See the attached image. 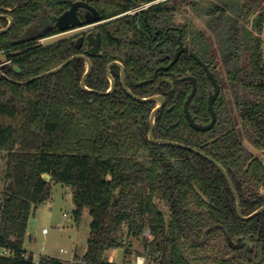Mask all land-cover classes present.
Wrapping results in <instances>:
<instances>
[{"label":"trees","instance_id":"trees-1","mask_svg":"<svg viewBox=\"0 0 264 264\" xmlns=\"http://www.w3.org/2000/svg\"><path fill=\"white\" fill-rule=\"evenodd\" d=\"M73 1L0 0V14L12 18L0 33V52L8 61L0 66L7 77L0 75V153L5 157L0 250L9 252L0 254V264H65L46 254L34 261L22 245L28 219L57 183L70 188L75 222L84 209L90 217L80 264H115L106 253L130 252L124 234L142 236L156 264H264V211L239 218L235 196L214 163L187 148L149 141V117L157 103L129 96L119 66L110 68L115 88L105 95L82 88V59L33 79L85 53L86 41L76 45L78 35L40 43L61 33L55 17ZM86 1L102 23L94 29L101 45L85 85L107 91L106 67L121 63L134 95L165 97L154 119V138L192 147L221 164L244 216L264 206V0ZM186 8L205 18L204 30L176 22ZM7 24L0 17V29ZM180 40L209 65L221 87L214 102L216 122L207 131L191 127L184 112L192 89L185 77L192 76L197 90L190 114L198 124L211 121L213 84L202 66L182 53L172 67L159 69L170 63ZM224 231L232 240L250 237L251 259L245 246H226Z\"/></svg>","mask_w":264,"mask_h":264},{"label":"water","instance_id":"water-1","mask_svg":"<svg viewBox=\"0 0 264 264\" xmlns=\"http://www.w3.org/2000/svg\"><path fill=\"white\" fill-rule=\"evenodd\" d=\"M79 8L86 10V13L83 15V17H81L77 12V10ZM0 17H6L8 19L7 26L5 28L0 29V33H1V32H4L10 28V26L12 25V18L9 15H4V14H0ZM55 23H56L57 28L61 31V33H63V32H67V31L74 30V29H80L83 27L91 26V25H97V24L101 23V19H100V15H99L98 11L96 10V8H94L92 5H90L87 1L76 0V1L71 2L70 7L67 10H65L59 16L55 17ZM84 40H86V42H87V49L85 51V54L72 55V56L68 57L67 59H65L58 66L40 74V75H37L33 79H38V78H41L44 76L55 74V73L61 71L65 66H67L73 60L82 59L86 63V70H85V72L81 78L82 88L88 92H92V93L100 94V95H102V94L105 95V94L111 93L113 91V89L115 88V80L110 73V68L113 65L119 66L121 69V73H120L121 85H122V88L124 89V91L129 96H131L132 98H134L135 100L140 101V102H156L157 103L156 106L152 109V111L150 113V117H149V123H150V130L148 133L149 141L152 143H155V144H168V145L177 146V147H181V148H187V149H189L195 153H198V154L206 157L208 160H210L212 163H214L218 167V169L221 171V173L223 174L225 179L227 180V183H228L231 191L233 192V194L235 196L236 212H237V215L239 216V218H241L243 220H249V219L253 218L254 216H256L257 214H259L260 212L264 211V206H261L249 215L244 216L242 214L241 205H240V198H239L238 194L236 193V190L234 189L233 184H232L231 180L229 179L225 168L221 164L216 162L214 159H212L211 157L205 156L203 153H201L197 149H194L192 147H187V146H185L181 143H178L176 141H171L168 139H155L154 138V135H153L154 119H155L156 114L165 107V104H166L165 97L161 94H155V95H151L149 97H140V96L134 95L125 83V69L121 63H119L118 61H113L107 65L106 74H107V77L110 81V86H109V89L107 91L101 92L98 90L89 89L85 85V81H86L88 74L91 71V68H92L91 58L95 57L99 54V49H100V45H101V35L98 31H96L95 33L90 31L87 33L86 36L80 35L77 38V47L78 48L81 47ZM182 53H188L191 57H193L202 66V68L206 72V75L208 76V78L210 79V81L213 84V91L210 93V95L208 97V108H209V111L211 113V121L205 125L198 124L194 121V119L192 118L190 111H189V104L192 101L193 97L195 96V93L197 90V81L192 76L185 77V79H190L192 81L191 92L189 93V95L187 96V98L184 102V112H185L186 118H187L189 124L191 125V127H193L194 129L199 130V131L210 130L216 122V112L214 110V102L220 93L221 87H220V84L218 83L215 75L210 70L209 65L206 64L193 50H191L187 45H185L183 43V41L180 40L178 48H177L172 60L170 61V63L167 66L160 67L159 69L167 70L170 67H172L178 61V59ZM0 75L4 78H7L6 75L1 71V69H0ZM33 79L27 80L25 82H20V83H27ZM43 177L46 179V181L50 180V175L47 173L43 174ZM35 227H36V220L34 218L30 217L28 219L27 230L29 232L34 231ZM224 235H225V239H226V246H230L232 248H240L242 246H245V255L249 259H251L250 250L252 248V241H251L250 237H240V238H237L236 240H232L226 231H224Z\"/></svg>","mask_w":264,"mask_h":264},{"label":"rangeland","instance_id":"rangeland-1","mask_svg":"<svg viewBox=\"0 0 264 264\" xmlns=\"http://www.w3.org/2000/svg\"><path fill=\"white\" fill-rule=\"evenodd\" d=\"M199 1L202 4H208L214 0ZM260 5L264 7V1H262ZM176 22H189L203 30L205 27V18L197 16L190 8H186L182 14L178 15L176 17ZM80 31L81 30H70L40 40V43L48 44L60 38L77 35ZM261 36L264 37V34H261ZM3 61L4 54L0 53V63H3ZM17 147H19V145ZM4 162L5 157H3V153H0V178L2 177ZM3 187V181L1 179L0 195ZM73 210L70 188L60 183L54 184L51 197L39 204L33 212L35 217L38 218L37 235L34 237V240H29L28 236L25 235L23 240V248L28 254L32 255L34 260H38L42 250L54 256H68L73 250H75L76 254L81 256L85 253L89 237L90 217L89 214L83 216L82 213L80 221L76 223ZM43 229L46 231L43 232ZM124 241L130 252L125 254L122 248L111 249L106 253L108 260L111 259L115 264H136L138 260L143 261V264H156L154 260L147 256L143 246L142 236L138 238H127L124 234ZM60 248L66 250L67 253L60 252ZM64 262L66 263V261ZM67 263L77 264L79 262L70 261Z\"/></svg>","mask_w":264,"mask_h":264},{"label":"crops","instance_id":"crops-1","mask_svg":"<svg viewBox=\"0 0 264 264\" xmlns=\"http://www.w3.org/2000/svg\"><path fill=\"white\" fill-rule=\"evenodd\" d=\"M73 208H74V205H73ZM86 214H88V210H87V209H84V210H83V216L86 215ZM31 217L34 218V219L36 220V227H35L34 231H30V232H29L28 230L26 231V236H28V238H29L30 236L35 237V236L37 235L36 229H37V227H38V218H36L34 214H32ZM29 240H30V239H29ZM60 252H62V253H67L66 250H64V249L62 250V248H60ZM41 254H46V255H50V256H53V257L59 258V259H61L62 261H66V263L64 262L65 264H71V263H67V262H70V261L79 262V263H77V264H80V263H81L80 260H79V258L81 257V255L76 254V253H75V250H73V252H71L68 256H60V255L54 256V255H52V254H49V253L44 252L43 250H42ZM41 254H40V255H41ZM76 255H77V258L75 257ZM33 260H34V259H33ZM34 261H36V260H34ZM109 261L112 262L111 259H109Z\"/></svg>","mask_w":264,"mask_h":264},{"label":"flooded vegetation","instance_id":"flooded-vegetation-1","mask_svg":"<svg viewBox=\"0 0 264 264\" xmlns=\"http://www.w3.org/2000/svg\"><path fill=\"white\" fill-rule=\"evenodd\" d=\"M86 1V0H85ZM149 4H151V3H147V4H142V5H140V6H138V7H140V8H138V9H135V10H130V11H128V13H133L134 11H136V10H140V9H142V8H146L147 6H149ZM143 5H146V6H143ZM77 12H78V14L81 16V17H83V15L86 13V10L85 9H82V8H79L78 10H77ZM101 23H102V21H101ZM101 23H99V24H101ZM99 24H97V25H91V26H87V27H83V28H80V29H74V30H81L77 35H78V37L80 36V35H84V36H86L87 35V33L88 32H90V31H92V32H96V31H94V29L99 25ZM64 33V32H63ZM84 41H86V40H84ZM77 42V41H76ZM83 44V43H82ZM86 44H87V42H86ZM77 45V44H76ZM82 46V45H81ZM85 54V53H84ZM121 79V78H120Z\"/></svg>","mask_w":264,"mask_h":264},{"label":"built area","instance_id":"built-area-1","mask_svg":"<svg viewBox=\"0 0 264 264\" xmlns=\"http://www.w3.org/2000/svg\"><path fill=\"white\" fill-rule=\"evenodd\" d=\"M143 6H146V5H143ZM138 8H140V7H136V8H134V9H132V10H135V9H138ZM1 53V52H0ZM8 61H5V62H3V63H0V66L2 65V64H5V63H7ZM46 230L45 229H43V232H45ZM0 254L1 255H8L9 254V252L6 250V249H1L0 250ZM136 264H143V261H141V260H138L137 262H136Z\"/></svg>","mask_w":264,"mask_h":264}]
</instances>
